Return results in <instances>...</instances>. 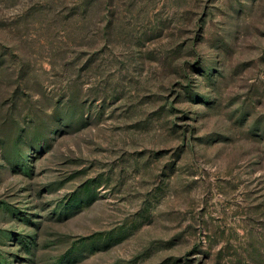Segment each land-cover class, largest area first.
Returning <instances> with one entry per match:
<instances>
[{
	"label": "rangeland",
	"instance_id": "374dc122",
	"mask_svg": "<svg viewBox=\"0 0 264 264\" xmlns=\"http://www.w3.org/2000/svg\"><path fill=\"white\" fill-rule=\"evenodd\" d=\"M0 264H264V0H0Z\"/></svg>",
	"mask_w": 264,
	"mask_h": 264
}]
</instances>
